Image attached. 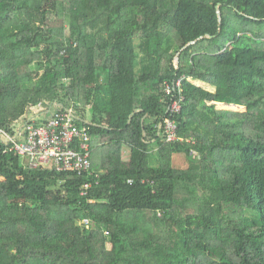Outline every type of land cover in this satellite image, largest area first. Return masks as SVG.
I'll list each match as a JSON object with an SVG mask.
<instances>
[{
	"label": "trees",
	"instance_id": "obj_1",
	"mask_svg": "<svg viewBox=\"0 0 264 264\" xmlns=\"http://www.w3.org/2000/svg\"><path fill=\"white\" fill-rule=\"evenodd\" d=\"M54 103L90 122L91 173L0 143V264H264V0H0V128Z\"/></svg>",
	"mask_w": 264,
	"mask_h": 264
},
{
	"label": "built area",
	"instance_id": "obj_2",
	"mask_svg": "<svg viewBox=\"0 0 264 264\" xmlns=\"http://www.w3.org/2000/svg\"><path fill=\"white\" fill-rule=\"evenodd\" d=\"M183 99L180 79L164 83L165 115L155 127L167 142L181 140L173 115L180 112ZM53 105L49 110L31 111L12 131L0 128L3 152L20 157L28 169L91 173L90 122L72 108ZM90 187V182L84 183L81 194L85 195ZM88 221L83 219L80 223L88 226Z\"/></svg>",
	"mask_w": 264,
	"mask_h": 264
},
{
	"label": "rangeland",
	"instance_id": "obj_3",
	"mask_svg": "<svg viewBox=\"0 0 264 264\" xmlns=\"http://www.w3.org/2000/svg\"><path fill=\"white\" fill-rule=\"evenodd\" d=\"M62 20V24H63V27H64V33L65 35L68 34V31H69V20H68V16H63L61 18ZM135 47H136V50L139 52V47H138V42L137 40H135ZM177 62V59L175 58L174 59V63L176 64ZM195 84H198L200 86H202L203 88L205 89H208V90H214L213 87L203 83V82H200V81H194ZM136 87H137V92L140 91V84H136ZM137 98V97H136ZM138 100V98H137ZM215 106L216 108H219V109H226V110H235V111H244L245 110V107L243 106H232V105H224V104H221V103H215ZM31 111H34V110H31ZM30 111V112H31ZM24 118H22L20 120V122L17 123V125H20L21 122H23ZM125 153L124 155H126V150H124ZM172 165L174 168H178V169H185L188 167V161H187V158L185 156V154L183 153H175L173 155V158H172ZM1 180V178H0ZM159 215V214H158ZM78 264V263H76Z\"/></svg>",
	"mask_w": 264,
	"mask_h": 264
},
{
	"label": "water",
	"instance_id": "obj_4",
	"mask_svg": "<svg viewBox=\"0 0 264 264\" xmlns=\"http://www.w3.org/2000/svg\"><path fill=\"white\" fill-rule=\"evenodd\" d=\"M218 6V5H217ZM218 15H219V18H220V12L217 10V12H216ZM194 41H191V42H189V43H187L186 44V46H188V45H190V44H192Z\"/></svg>",
	"mask_w": 264,
	"mask_h": 264
},
{
	"label": "crops",
	"instance_id": "obj_5",
	"mask_svg": "<svg viewBox=\"0 0 264 264\" xmlns=\"http://www.w3.org/2000/svg\"><path fill=\"white\" fill-rule=\"evenodd\" d=\"M0 178H1V180H3V177L2 176H0Z\"/></svg>",
	"mask_w": 264,
	"mask_h": 264
}]
</instances>
